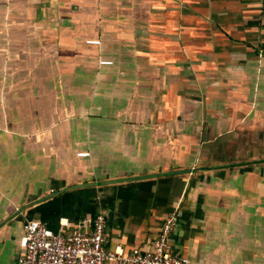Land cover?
I'll list each match as a JSON object with an SVG mask.
<instances>
[{
  "label": "crops",
  "instance_id": "0c3cea01",
  "mask_svg": "<svg viewBox=\"0 0 264 264\" xmlns=\"http://www.w3.org/2000/svg\"><path fill=\"white\" fill-rule=\"evenodd\" d=\"M176 208L190 264H264V0H0V264L27 220L130 250Z\"/></svg>",
  "mask_w": 264,
  "mask_h": 264
},
{
  "label": "built area",
  "instance_id": "2783aa9c",
  "mask_svg": "<svg viewBox=\"0 0 264 264\" xmlns=\"http://www.w3.org/2000/svg\"><path fill=\"white\" fill-rule=\"evenodd\" d=\"M179 218V209L172 210L154 239L130 250L120 243L108 246L107 220L102 213L96 214L88 226L70 231H67L68 221L62 220L60 229L54 231L44 222L27 220L18 264H190L171 245Z\"/></svg>",
  "mask_w": 264,
  "mask_h": 264
},
{
  "label": "water",
  "instance_id": "95a60500",
  "mask_svg": "<svg viewBox=\"0 0 264 264\" xmlns=\"http://www.w3.org/2000/svg\"><path fill=\"white\" fill-rule=\"evenodd\" d=\"M145 176H150V175H145ZM139 178H142V176H141V177H138V179H139Z\"/></svg>",
  "mask_w": 264,
  "mask_h": 264
}]
</instances>
